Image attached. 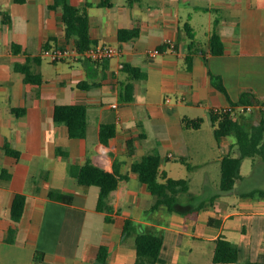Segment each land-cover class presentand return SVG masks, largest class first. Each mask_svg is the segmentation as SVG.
I'll list each match as a JSON object with an SVG mask.
<instances>
[{
  "label": "crops",
  "instance_id": "obj_1",
  "mask_svg": "<svg viewBox=\"0 0 264 264\" xmlns=\"http://www.w3.org/2000/svg\"><path fill=\"white\" fill-rule=\"evenodd\" d=\"M52 1L0 0V168L11 174L0 179V264H31L36 249L46 264H93L101 244L108 248L102 264H132L134 237L149 227L163 232L158 264H214L218 236L238 249V260L223 264H264V197L255 192L264 188L233 187L228 193L239 192L233 200L220 193V161L226 154L238 156L235 138L192 133L201 130L213 107L237 103L244 90L252 104L264 100V0H112L110 7L99 0H68L90 4L91 45L115 46L119 53L56 62L41 55L43 47L68 44L61 10L50 8ZM134 28L136 36L119 39L120 29ZM213 30L224 44L217 55L209 52ZM166 39L174 42L173 51ZM149 48L160 53L149 56ZM126 64L141 74L133 77ZM18 65L39 74V83L24 82ZM210 73L221 78L224 92ZM129 82L133 98L124 101ZM56 103L86 105L85 137L70 138L66 126L53 121ZM15 108L24 111L16 114ZM182 117H201V126L183 127ZM100 123L115 125L107 145L98 138ZM4 143L19 156L6 154ZM149 153L160 156V181L161 173L187 179L174 211L151 209L152 194L131 170ZM85 162L107 170L117 162L126 175L108 196L109 212L97 208V186L80 185L70 174L71 165ZM252 167L264 176V161L253 158ZM244 179L241 174L237 181ZM216 186L208 199L197 201V193ZM51 190L69 195V201L50 196ZM16 193L26 202L14 222ZM12 225L14 238L8 240Z\"/></svg>",
  "mask_w": 264,
  "mask_h": 264
},
{
  "label": "trees",
  "instance_id": "obj_2",
  "mask_svg": "<svg viewBox=\"0 0 264 264\" xmlns=\"http://www.w3.org/2000/svg\"><path fill=\"white\" fill-rule=\"evenodd\" d=\"M88 2L81 6L71 4L68 0H53L49 5L52 9H60V21L63 24L64 36L69 43L71 39L72 44L78 50H83L91 45L89 36V16L87 7ZM98 5L103 7L112 6V0H99ZM187 34L192 38V32L186 26ZM137 29H120L118 37L120 40L128 39L136 36ZM209 52L211 54H221L224 51V44L220 35L214 30L210 34ZM17 68L24 73V82L39 83L41 76L39 74H32L18 65ZM126 70L129 71L133 77H138L140 70L126 64ZM210 77L214 86L220 90L225 91L222 80L219 76L210 73ZM125 95L124 101H129L133 98L132 83H126L124 86ZM237 103H252V96L247 91H242ZM237 103L229 102L230 106ZM24 111L23 108H15L14 112L20 114ZM253 114L257 115L256 122H252ZM209 118L214 123L213 133L216 138L233 135L235 138V145L239 151L238 156L226 154L220 161V193H226L233 189L234 184L240 178V166L244 158L259 157L264 161V111L259 109L248 113V115L232 116L229 112H214L209 111ZM52 119L54 122L63 123L66 126L67 135L70 138H83L87 130L86 105L77 103H56L53 107ZM181 123L183 127L197 129L201 126V117H182ZM99 141L107 145L111 137L115 133V125L113 123H100L98 125ZM1 148L6 154L13 157L19 156V150L12 147L9 143H4ZM132 150L130 149L129 152ZM117 162H114L111 170L104 169L91 162H85L82 165L73 164L70 166V174L75 177L80 185H95L99 188L97 198V208L102 211L109 212L111 206L108 204V196L110 192L117 187L119 181L125 178L126 175L121 174L117 169ZM131 170L136 173L138 180L144 183L149 192L153 196V203L151 209H156L164 206L168 211L176 210L178 193L187 190L188 182L185 178H173L166 176L164 173V180L160 181V156L158 153H149L141 157L140 160L131 164ZM10 172L5 168H0V179H9ZM259 196L264 197V190L258 189L255 191ZM50 196H57L60 199L69 201V195H63L55 190H51ZM26 198L23 193H16L13 196L10 217L15 221H19L22 217L25 208ZM106 221L110 220V216L106 214ZM131 220L126 219L124 229H129ZM15 226L12 225L8 229V240H12L15 234ZM163 232L161 229L149 227L144 231L137 232L134 237V247L136 251V258L132 264H158V256L162 246ZM108 254V248L105 244H101L98 248L96 258L93 264H102L105 262ZM238 260V249L235 243L226 239L223 236H218L214 240V250L212 255V262L214 264L232 263ZM31 264H46L44 252L41 250H34Z\"/></svg>",
  "mask_w": 264,
  "mask_h": 264
},
{
  "label": "built area",
  "instance_id": "obj_3",
  "mask_svg": "<svg viewBox=\"0 0 264 264\" xmlns=\"http://www.w3.org/2000/svg\"><path fill=\"white\" fill-rule=\"evenodd\" d=\"M167 49L173 51L175 49L174 42L171 39H166L165 41ZM147 55L155 56L160 53L158 48L147 49ZM119 53V49L115 46L104 45V44H94L90 45L88 48L83 50H78L76 46L72 43L66 45H52L43 47L41 50V55L48 58L52 62L62 61V60H90L99 61L105 58H110ZM255 108L264 111V100L254 105L252 103H237L234 106H216L212 110L214 112H229L232 116L237 117L240 114L250 113Z\"/></svg>",
  "mask_w": 264,
  "mask_h": 264
},
{
  "label": "rangeland",
  "instance_id": "obj_4",
  "mask_svg": "<svg viewBox=\"0 0 264 264\" xmlns=\"http://www.w3.org/2000/svg\"><path fill=\"white\" fill-rule=\"evenodd\" d=\"M78 6H81V5H78ZM44 58H46V57H44ZM242 115L246 116V115H248V113H245ZM240 116H241V114H240ZM256 120H257V115H253L251 121L256 122ZM214 126H215L214 123H212L209 118H205V120L202 124L201 130L200 131H192V133L193 134L212 135V132H213L212 129L214 128ZM254 158H259V157H254ZM186 160H187V162L190 161V159H188V158H186ZM252 160H253V158H251V157L244 158V160H243V164H242V168H241V174L245 177V179L242 181L236 180L237 182H235V184H234V188H237L238 191L246 189L247 187H250V186L255 185V184L264 188V176L261 177L258 175L257 172H252V170H253ZM211 177L212 178L215 177L214 180L218 181V175H212ZM257 179H259V180H257ZM215 183H217V182H215ZM217 189H218V186H216L215 189L213 188V190L211 189L210 191L197 193L196 194L197 201H201L202 199H208V197ZM190 190L194 191V192L197 191V190H194V187H192V186H191ZM237 193H239V192H237ZM237 193H228L229 199L233 200L236 197Z\"/></svg>",
  "mask_w": 264,
  "mask_h": 264
}]
</instances>
